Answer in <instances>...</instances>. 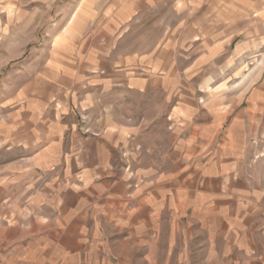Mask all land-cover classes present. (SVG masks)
<instances>
[{
  "label": "rangeland",
  "instance_id": "obj_1",
  "mask_svg": "<svg viewBox=\"0 0 264 264\" xmlns=\"http://www.w3.org/2000/svg\"><path fill=\"white\" fill-rule=\"evenodd\" d=\"M251 1L0 0V264H25L29 254L31 239L25 227L40 212L32 208L30 197L37 192L47 194L45 183L54 177L57 166L45 172L24 170L31 151L26 146L40 137L42 120L56 113V103L69 102L82 119L81 107L87 110L90 90L140 83L137 79L145 77L152 91L143 100L129 90L122 110L130 118L151 119L167 113L210 118L217 111H231V105L217 108L218 101L233 103V97L251 80L259 81L264 75V44L242 43L241 52H235L242 36L262 29L264 10L255 9ZM239 19L263 21L252 26L234 24ZM190 34L194 38L205 35L210 42L192 44ZM221 41L225 52L217 56L208 51ZM155 60L172 68L166 80L161 72L152 75ZM184 85L192 92L184 93ZM168 87L176 88V95H191L192 103L173 110L162 90ZM111 90L107 98L113 99ZM86 129L92 131L89 126ZM145 130L163 132L164 125L147 123ZM226 136L216 140L214 149L217 155L223 154L230 182L223 194L207 204L208 216L203 220L177 219L178 245L188 242L189 247L185 251L178 246L181 252L175 255L182 253L193 261L208 258V264H264V145L255 140L249 148ZM128 172L130 180H135L131 164ZM238 173L241 177L235 176ZM168 221L150 220V226L161 223L167 228ZM88 238L92 243L93 236ZM125 238L97 235L100 250L77 251L74 260L91 264L94 255L97 262L106 257L112 264H144L143 251L136 250L137 239L130 238L126 246ZM99 240L106 244L103 248ZM196 243L203 244L202 251Z\"/></svg>",
  "mask_w": 264,
  "mask_h": 264
},
{
  "label": "crops",
  "instance_id": "obj_2",
  "mask_svg": "<svg viewBox=\"0 0 264 264\" xmlns=\"http://www.w3.org/2000/svg\"><path fill=\"white\" fill-rule=\"evenodd\" d=\"M251 2L255 9L264 10V0ZM263 20L256 21L261 23ZM256 21L239 19L233 22L252 26ZM262 23L258 33L242 36L236 53L241 52L245 43L255 45L259 41L264 44V21ZM189 36L192 44L200 41L201 46H205L210 42V37L205 35ZM223 44L224 41L217 42L208 51L219 56L224 51ZM152 69L155 71L152 75L161 72L165 80L173 74L172 68L165 64L161 66L160 60L154 61ZM248 73H251L250 69ZM137 81L141 82L113 84L111 89H115L112 90H90L87 110L81 107L84 110L81 114L85 112L82 119L73 107L70 108L69 102L58 101L56 113L45 118L46 122L42 120L40 139L34 138L36 141L26 146L31 151H28L29 164L24 170L45 172L54 165L57 170L45 183L47 194L37 192L30 197L32 208L40 212L31 216L25 227V235L31 239L25 264H81L75 262V252L100 250L97 235L113 234L126 236V242H122L126 246L130 238L137 239L136 250L143 251L144 264H208V258L193 261L182 253L175 255L178 246L184 247L185 251L189 247L188 242H184V246L178 245L177 235L181 228L176 227L177 219L203 220L208 216L207 204L223 194L230 182L223 154L217 155L218 149H214L216 140L223 139L226 134L233 142H243L249 148L255 140L264 145V75L259 81L257 78L251 80L233 97V103L218 101L217 108L231 105L233 109L227 113L219 109L222 112L217 111L210 118L181 113L159 114L151 119L138 115L130 118L122 110L123 105L126 108L129 90H135L143 100L152 91L150 85H146L145 77ZM109 89L113 99L107 98ZM182 89L184 93L192 92L187 85ZM162 90L167 105L174 106L173 110L193 101L191 95H176V88ZM101 98L104 99L100 101ZM102 101L110 103L103 104ZM119 105L121 110L116 109ZM228 120L230 125L226 129ZM147 123H163L164 130L146 131ZM82 126L84 131H81ZM87 126L92 129L89 133ZM146 139H152V142ZM129 164L136 171L133 181L128 172ZM235 176L241 177L239 173ZM150 220H169V226L165 228L161 223L150 226ZM90 235L93 236L92 243L89 242ZM146 235L155 238L146 239ZM163 235L168 236L167 240L162 238ZM162 240L167 241L166 245L160 243ZM148 243L153 244L148 246ZM99 244L101 248L106 245L100 240ZM196 248L202 251L203 244L198 243ZM92 258L91 264H112L106 257L99 262L94 255Z\"/></svg>",
  "mask_w": 264,
  "mask_h": 264
}]
</instances>
